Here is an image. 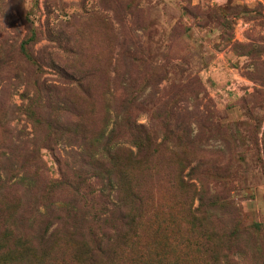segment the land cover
I'll use <instances>...</instances> for the list:
<instances>
[{
    "label": "rangeland",
    "instance_id": "1",
    "mask_svg": "<svg viewBox=\"0 0 264 264\" xmlns=\"http://www.w3.org/2000/svg\"><path fill=\"white\" fill-rule=\"evenodd\" d=\"M0 264H264V0H0Z\"/></svg>",
    "mask_w": 264,
    "mask_h": 264
},
{
    "label": "trees",
    "instance_id": "2",
    "mask_svg": "<svg viewBox=\"0 0 264 264\" xmlns=\"http://www.w3.org/2000/svg\"><path fill=\"white\" fill-rule=\"evenodd\" d=\"M29 108H30V106H29ZM127 128L130 130V133H131L134 130L135 126H133L131 124V122L127 121ZM130 153H131V155H133V152L130 151ZM107 155H108V159H110V161L113 162V159L109 158V157H111V155H109V154H107ZM102 160H103V156L101 158L96 159V163L99 164ZM132 161H133V157H130L126 162H132Z\"/></svg>",
    "mask_w": 264,
    "mask_h": 264
}]
</instances>
